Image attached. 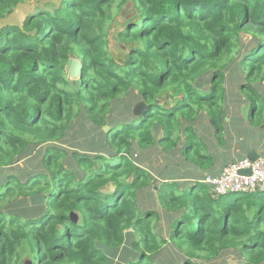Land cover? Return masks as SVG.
Masks as SVG:
<instances>
[{"label": "trees", "instance_id": "obj_1", "mask_svg": "<svg viewBox=\"0 0 264 264\" xmlns=\"http://www.w3.org/2000/svg\"><path fill=\"white\" fill-rule=\"evenodd\" d=\"M25 1L0 0V20ZM34 1L20 27L0 28V264H170L156 260L166 244L153 232L156 213L136 199L154 179L132 152H169L182 132L187 155L201 111L222 142L229 62L243 70L248 126L264 123V0ZM113 2L126 10L116 35L130 43L123 61L108 50ZM241 34L252 45L244 53ZM71 56L76 81L66 73ZM167 94L174 103L163 108ZM140 102L146 111L135 118ZM82 117L111 130L63 148L59 139ZM165 186L154 197L171 221L175 264H229L223 254L264 264V193L212 198L201 183Z\"/></svg>", "mask_w": 264, "mask_h": 264}, {"label": "rangeland", "instance_id": "obj_2", "mask_svg": "<svg viewBox=\"0 0 264 264\" xmlns=\"http://www.w3.org/2000/svg\"><path fill=\"white\" fill-rule=\"evenodd\" d=\"M52 1L57 2L58 0ZM37 6L39 5L34 0H28L18 5L8 17L0 20V28L6 25L20 27L24 19L34 13L35 7ZM124 13H126V10L118 8L116 2H113L111 4L112 19H109L106 23L108 50L115 59L121 61L124 60L130 49L128 45L130 43L121 44L116 41L117 33L123 29V23L126 18L124 17ZM240 38L241 53H244L248 49L250 50L252 45L249 35L241 34ZM69 60H73L75 63L80 64L79 59L75 56H71ZM232 70L233 64L230 62L227 63L224 74V129L219 136L222 142H219L217 139V132L214 129L213 122L208 119L205 111H201L195 115L193 130L196 140H194V144L188 148L187 155H182V148L184 145V135L182 132L179 134L180 139L177 145L169 152L161 151L158 146L148 148L146 151H140L138 148H135L132 152L133 161L145 170L147 169V172H149L154 179V182L151 183V190L149 189L150 186L141 188L136 193V199L147 212L153 211L156 213V218L155 220L153 219V232L166 241V244L161 247L162 251L156 256V260L158 261L169 262L170 264L178 262L175 249L169 245L168 235L171 221L168 219L163 208L159 205L158 199L154 197L158 188L161 194L165 190V183H176L179 186L186 187V190L192 187L198 188L200 183H202L208 175L213 174V172L218 169H222L223 166L225 167L231 161L243 157L248 147L254 149L252 151L256 152L259 157L264 158V123L255 128L248 126L247 119L249 107L246 104L245 97L239 94V86L244 83L243 70L240 66H236V68ZM66 73L70 81H76L78 79L77 76H75L76 78L70 77L67 67ZM261 84L263 85L264 81H261ZM204 88L207 89V86H204ZM173 103L174 100L170 98L168 94L158 99V104L163 108H170ZM138 104H136L133 109ZM133 109H131V112L132 116L135 117L133 115ZM138 111L140 112L141 108H138ZM70 129H72L70 133L59 139L62 147L69 150H77L80 145L85 143L86 139L92 141L96 137L100 138L101 132L107 134L111 130V128L107 126L97 129L88 124L84 117L76 120ZM38 149V147L35 149L32 148L29 157H37L39 153ZM96 149L106 156L110 155L108 153L113 152L112 149L106 148L103 144H97ZM29 157L23 159L22 162L17 165H22L21 167H23L24 162ZM66 163H68V161ZM112 189V184H109L105 190L111 191ZM129 232H131V229L127 230L125 233ZM179 252L178 255L180 257L181 251ZM122 255L124 254L122 253ZM221 260H226L229 264L240 261L238 255L235 254H223L218 259V261ZM21 264L30 263L25 259L22 260Z\"/></svg>", "mask_w": 264, "mask_h": 264}, {"label": "built area", "instance_id": "obj_3", "mask_svg": "<svg viewBox=\"0 0 264 264\" xmlns=\"http://www.w3.org/2000/svg\"><path fill=\"white\" fill-rule=\"evenodd\" d=\"M250 171L249 176L240 175V171ZM209 188L212 198H221L237 194L264 193V158L256 161L246 158L227 164L216 176H207L202 182Z\"/></svg>", "mask_w": 264, "mask_h": 264}, {"label": "water", "instance_id": "obj_4", "mask_svg": "<svg viewBox=\"0 0 264 264\" xmlns=\"http://www.w3.org/2000/svg\"><path fill=\"white\" fill-rule=\"evenodd\" d=\"M66 67L68 69V73H69L71 78H76L75 76H77V78H78L80 76L81 65L79 63H75L73 60H69ZM138 108H141L140 112L138 111ZM145 111H146L145 104L140 103L133 109V115L137 118H140L144 115ZM244 113H245V111H244ZM245 158L250 160V161H256L258 159V154L254 151H251V152L247 153ZM239 174L244 175V176H246V175L249 176L250 171H248V170L247 171H240ZM72 218H73V216H72Z\"/></svg>", "mask_w": 264, "mask_h": 264}, {"label": "crops", "instance_id": "obj_5", "mask_svg": "<svg viewBox=\"0 0 264 264\" xmlns=\"http://www.w3.org/2000/svg\"><path fill=\"white\" fill-rule=\"evenodd\" d=\"M247 155V154H246ZM259 156V155H258ZM245 158V157H244ZM224 167V166H223ZM223 169V168H222ZM222 169H218L217 171H215V172H213V174H211V175H208V176H216V175H218L220 172H221V170Z\"/></svg>", "mask_w": 264, "mask_h": 264}, {"label": "clouds", "instance_id": "obj_6", "mask_svg": "<svg viewBox=\"0 0 264 264\" xmlns=\"http://www.w3.org/2000/svg\"><path fill=\"white\" fill-rule=\"evenodd\" d=\"M202 184V183H201Z\"/></svg>", "mask_w": 264, "mask_h": 264}]
</instances>
